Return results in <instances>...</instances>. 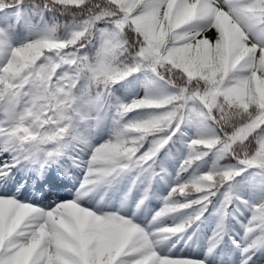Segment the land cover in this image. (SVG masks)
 Wrapping results in <instances>:
<instances>
[{
  "label": "snow or ice",
  "instance_id": "snow-or-ice-1",
  "mask_svg": "<svg viewBox=\"0 0 264 264\" xmlns=\"http://www.w3.org/2000/svg\"><path fill=\"white\" fill-rule=\"evenodd\" d=\"M137 73L145 95L113 102ZM113 110L114 134L92 144ZM178 134L187 151L173 176L161 153ZM51 165L82 172L70 198L22 197L19 173ZM225 237L234 264L264 251V0H0V264H215ZM201 239V254L182 250Z\"/></svg>",
  "mask_w": 264,
  "mask_h": 264
},
{
  "label": "rangeland",
  "instance_id": "rangeland-1",
  "mask_svg": "<svg viewBox=\"0 0 264 264\" xmlns=\"http://www.w3.org/2000/svg\"><path fill=\"white\" fill-rule=\"evenodd\" d=\"M147 82H148L147 79L142 78V77H137V78L133 79V81L131 83V91L133 92V94L137 98L143 97L145 95V93L147 91V86H146ZM111 137H112V135H111L110 131L105 126H99L98 128L93 129L92 134H91V142L94 145H99V144L104 143L105 141H107ZM144 147H145V149H147L149 147V145L147 144ZM52 166L54 167V169H57L56 165H52ZM38 171H40V169L36 170V172H38ZM36 172H34V173H36ZM57 172H58V174H57L58 178H62L63 175L59 171H57ZM21 173H26V176L27 175L31 176L30 171L21 172ZM21 173H19L18 178H21V175H20ZM34 173L31 177H33L35 175ZM22 177H23V174H22ZM69 177L71 178L72 185H71V190L67 195L62 194V193H58V192H50L49 191L45 197H43V196L37 197L34 195V193H30L28 196H31V197H25V198L32 200L34 202H39L41 205H49L53 201H59V200L65 199V198H70V196L72 195V193L75 190V187L78 185L79 179L82 177V172H80L79 170L74 169V168L69 169ZM26 181L27 180H25L23 178L20 179V183H23L24 185H26V183H27ZM44 181H45V179L40 181L39 183L41 184ZM159 185L158 184L154 185V190L156 192V196L163 194L164 193L163 191L168 187V184L164 183V182L160 183ZM248 193H250L249 190L245 189V195H247ZM115 196L117 197V199L111 200V202H110V206L114 207V208L119 207L120 203H121V198H120L121 194L117 193ZM138 196H139V192H137L135 194L134 201L136 198H138ZM134 201H133L132 205L127 206V211L129 213H131L132 211L135 210ZM160 207H161V203L157 200V198L154 197V198L150 199L147 202L146 206L140 210L139 216L141 219H143L145 221L150 220L153 213L156 210H159ZM165 223L171 224L172 221L166 220ZM214 224H215V221L211 220L209 222V224L206 225V227L201 230L200 235L205 239L208 236H210L211 235L210 232L212 231V227ZM226 238H228V237H225V239ZM228 241H229V239H228ZM228 241H225L226 247L222 248V250H218L217 256L215 259V264H229L228 263L229 260L235 261L236 257L239 255L235 251L231 241H229V242ZM183 244H184V242L181 241V245H183ZM182 250H184V251L190 250L193 254H201L204 250H206V244L204 242V239H201L199 242L194 241L193 243H191L188 246V248H183ZM232 264H234V262ZM251 264H264V251L257 252L255 254V256H253V260H252Z\"/></svg>",
  "mask_w": 264,
  "mask_h": 264
},
{
  "label": "trees",
  "instance_id": "trees-1",
  "mask_svg": "<svg viewBox=\"0 0 264 264\" xmlns=\"http://www.w3.org/2000/svg\"><path fill=\"white\" fill-rule=\"evenodd\" d=\"M51 17H52L51 13H45V18L49 22L51 21ZM58 19L62 22H70L72 17L64 16V17H58ZM25 35H27V33L21 31L20 33L21 39H23ZM86 51H89L90 53H92L95 51V49H86ZM137 75L145 77L143 73H137L127 78L125 81L115 84L112 87L113 102H115L116 100L127 102V101H130L131 99H134V97L132 96L130 92L129 87H130V80L134 76H137ZM169 91L171 90L169 89ZM142 115H144V113L134 112V113H130L125 119L126 120L136 119V118L141 117ZM113 118H114V110L110 112H106V117L103 122H105L111 128V131L114 134L115 125L113 123ZM184 130L188 133L189 136L192 135L193 130L191 128L186 127ZM174 139L177 140V143L175 145H170L169 146L170 150H165L164 152L161 153V161L163 162L164 166L168 169V171L172 173L173 176L175 175L177 169L179 168L180 163L182 159L184 158V156L186 155V151H187L182 143V138H179V134H178V137ZM211 160H212V157H209V164L211 163ZM203 170L206 171L207 166H205ZM190 175L191 173H185L184 177L188 178ZM165 180H167L169 183L172 182L170 177H166ZM245 198H249V196H245ZM221 199L222 197H217L214 199L213 204L209 206L208 212L205 213L203 220L206 221V220H209L210 218H213L214 216H218L217 210L219 208V201ZM237 207L238 205L234 204L229 209V211L233 212L237 217H239L240 220L246 222V218L249 216V213L247 212V210L244 208L243 205H239L240 211H236ZM241 212L244 213L243 216L240 215ZM231 226L235 229V231H239L240 233L243 234V231L240 228L239 224H237L235 221H231Z\"/></svg>",
  "mask_w": 264,
  "mask_h": 264
},
{
  "label": "bare ground",
  "instance_id": "bare-ground-1",
  "mask_svg": "<svg viewBox=\"0 0 264 264\" xmlns=\"http://www.w3.org/2000/svg\"><path fill=\"white\" fill-rule=\"evenodd\" d=\"M117 199V197L116 196H114V198L112 199V200H116Z\"/></svg>",
  "mask_w": 264,
  "mask_h": 264
}]
</instances>
